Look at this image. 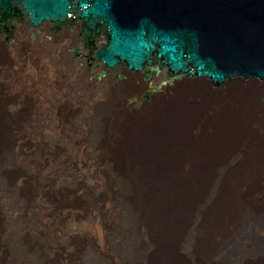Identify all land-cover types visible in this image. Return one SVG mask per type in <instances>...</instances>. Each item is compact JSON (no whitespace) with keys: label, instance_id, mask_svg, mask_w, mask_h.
Returning a JSON list of instances; mask_svg holds the SVG:
<instances>
[{"label":"bare ground","instance_id":"1","mask_svg":"<svg viewBox=\"0 0 264 264\" xmlns=\"http://www.w3.org/2000/svg\"><path fill=\"white\" fill-rule=\"evenodd\" d=\"M16 4L22 6L21 0H0V39L12 53L0 59V100L8 104L1 105L4 110L28 120L12 127L11 119H0V264H229L212 254L231 239L230 264H264V187L250 183L252 191L243 197L238 185L256 179L257 172L243 169L264 156L258 85L231 84L215 94L214 138L209 143L201 137L197 146L201 163L213 148L214 170L199 173L208 185L206 200L194 199L180 182L131 184L129 176L158 172L135 166L155 158L167 162V155L112 151L119 143L132 148L131 137L118 135L119 125L99 114L64 120L73 116L74 103L107 109L113 97L135 86L133 77L126 83L121 69L115 76L96 65L109 49L107 43L99 46L107 31L98 39L89 36L87 45L76 8H69L70 25L34 29ZM74 34L67 52L52 41ZM156 60L152 71H143L140 96L128 97L129 107L137 109L160 91ZM108 77L122 79L124 87L116 91ZM188 88L206 95L203 84L190 82ZM211 230L212 250L205 244Z\"/></svg>","mask_w":264,"mask_h":264},{"label":"water","instance_id":"2","mask_svg":"<svg viewBox=\"0 0 264 264\" xmlns=\"http://www.w3.org/2000/svg\"><path fill=\"white\" fill-rule=\"evenodd\" d=\"M34 29L67 26L76 8L85 36L107 31L109 49L96 65L138 78L152 62L175 81L264 85V0H21Z\"/></svg>","mask_w":264,"mask_h":264},{"label":"rangeland","instance_id":"3","mask_svg":"<svg viewBox=\"0 0 264 264\" xmlns=\"http://www.w3.org/2000/svg\"><path fill=\"white\" fill-rule=\"evenodd\" d=\"M43 35L45 39H51L45 34ZM28 38L33 40L30 33ZM67 38L64 37L63 39H59V41L52 39V41L60 43V50L66 51L76 42L77 34L71 35ZM15 43H17V40L11 44ZM105 44L106 40L103 39L99 46L102 47ZM10 46L9 42H3L0 39V59H8L12 57ZM155 63L158 64V61L156 60ZM74 65L75 69H82L79 64L74 63ZM160 67L161 66L156 65V68L160 71V78L155 82L161 85L160 91L157 92L152 99L141 104L137 109L129 107L127 101L129 100V96H133V98L140 96L142 92L141 88L145 84L143 77L140 76L135 78L131 75H127L128 72L125 69H121L123 75H126V83L131 77L135 80V86H133L131 91L125 93L120 99L113 97L114 99L109 102L107 109H94L90 106L88 108L84 107L82 103H74L72 104L73 107L70 111L73 116L65 117L64 120H78L84 118L83 116L85 115L99 114L103 119L105 117L106 120L116 122L119 125L118 135L130 136L131 139L129 144L132 148H127L125 144L128 143H119L112 148V151L133 153L139 158L144 156L161 157L167 155V162L162 161V158H155L157 162L151 160L146 165L135 166L138 169L158 171L156 176L149 178H136L129 176L127 177L129 183H154L159 181L167 183L180 182L188 188V191L191 194L194 195V199L204 201L206 198H203V192L208 185L206 183L202 184V182L199 181V173L202 169L205 172H212L214 170V159L212 158L213 148L211 150L208 149V151L203 153L205 161L201 163L199 158L201 153L198 151L197 146L201 141L199 140L201 137H203L202 139H204V142L207 141L209 143H212L214 138L212 120L216 113V105L214 104L216 102L215 94L218 91L214 93L212 85L203 84L206 93V95H203L200 92L188 88L190 81L172 80L170 83H167L166 76L168 71L163 67L160 69ZM106 81L109 82L116 91L119 87L121 88L125 85V83L120 85L118 83L120 82L119 80H112L110 77L106 78ZM165 82L166 84L164 85L163 83ZM258 88L263 101L264 85H258ZM225 89L226 86L220 91ZM225 99L226 102L223 105L224 107L226 104L228 105V98ZM5 103L7 102L0 100L1 120L11 119L12 127L15 124L22 125L28 120L26 116L15 115L12 109L11 113L4 110L5 108H2L1 105H8ZM36 104L38 103L36 102ZM225 108L223 110L226 111ZM227 109L228 112H230L228 107ZM11 133L13 136L17 135L14 131ZM255 133L260 136L263 131H255ZM223 137L225 144L228 141L227 139H229L228 133L224 132ZM186 144L189 145L187 146ZM261 149V146H259L258 150L260 151ZM247 158H250V156ZM261 159L262 161L259 160L258 163L251 164V166L248 165L246 166L247 169H243V171L246 172L250 171L252 173H258L256 179L253 178L252 181L247 179L242 180L241 183L238 184L241 186L243 197H246L245 195H250L252 191H248L250 183L256 184L259 187H264V156H262ZM166 171L167 174L165 173ZM215 236L216 234L211 230L205 239V244L210 250H212L215 245ZM234 244L235 239L229 240L222 247H217L213 251L212 256L219 261L226 263L229 262L230 264V258L232 255L231 251L233 250Z\"/></svg>","mask_w":264,"mask_h":264},{"label":"trees","instance_id":"4","mask_svg":"<svg viewBox=\"0 0 264 264\" xmlns=\"http://www.w3.org/2000/svg\"><path fill=\"white\" fill-rule=\"evenodd\" d=\"M95 52H96V51L94 50V51H93V54H95Z\"/></svg>","mask_w":264,"mask_h":264}]
</instances>
